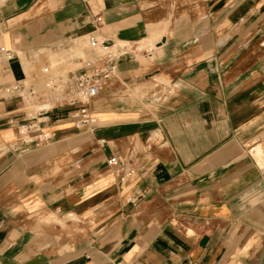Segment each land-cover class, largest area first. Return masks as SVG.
<instances>
[{
    "label": "crops",
    "instance_id": "1",
    "mask_svg": "<svg viewBox=\"0 0 264 264\" xmlns=\"http://www.w3.org/2000/svg\"><path fill=\"white\" fill-rule=\"evenodd\" d=\"M0 27V264H264V0H0ZM89 33L126 45L96 125L18 136L23 56Z\"/></svg>",
    "mask_w": 264,
    "mask_h": 264
},
{
    "label": "built area",
    "instance_id": "2",
    "mask_svg": "<svg viewBox=\"0 0 264 264\" xmlns=\"http://www.w3.org/2000/svg\"><path fill=\"white\" fill-rule=\"evenodd\" d=\"M94 22L100 25L103 19L100 15H95ZM2 35L0 27V60L6 61L18 56L17 52L5 47ZM112 45L101 40L95 33H89L82 39H63L53 50L65 51L67 65H74V69L62 71L58 66L59 62L52 64L47 58L45 64L33 75L42 79V89L28 78L29 74H33L28 71L21 80L2 87L4 97L17 96L24 104L23 111L8 118L6 123L14 127L18 136H32L35 145L41 146L54 138L51 131L44 129L47 124V113L55 106L79 105L70 113L74 126L92 130L97 118L91 111L90 102L114 78L117 59L126 47L122 45L120 50H116ZM87 50L95 52V56H87L85 54ZM27 59L33 65L40 61L38 53L28 56ZM99 62L101 65L96 66ZM88 67L91 69L82 71ZM108 163L113 165V173L119 182L129 180L136 173L135 164L125 159L111 157ZM142 193L143 191L138 188L135 195L128 196L127 201L138 204Z\"/></svg>",
    "mask_w": 264,
    "mask_h": 264
},
{
    "label": "rangeland",
    "instance_id": "3",
    "mask_svg": "<svg viewBox=\"0 0 264 264\" xmlns=\"http://www.w3.org/2000/svg\"><path fill=\"white\" fill-rule=\"evenodd\" d=\"M79 42V41H78ZM84 44H86L84 42ZM43 54H45V57H48L49 61L52 64H54V62H59L58 66L62 71H67V70H73L74 69V65H67V58H65L67 55L65 54L66 52L63 50H43ZM65 54V55H64ZM23 61L25 63V67L26 70L30 73L32 72L33 74H29L28 78L30 80H33L35 82V84L38 86L39 89H42V79L40 77H33V75H35L38 71L39 68H41L44 64L45 61L41 60L38 63H35L34 65L30 63V61L28 59H26L25 56H23ZM145 95L144 92L142 93H137L136 96L140 97ZM103 97V95L100 93L98 94L91 102H90V107L92 106V103L95 107H98L99 105H101L104 101L101 99ZM94 101V102H93Z\"/></svg>",
    "mask_w": 264,
    "mask_h": 264
}]
</instances>
